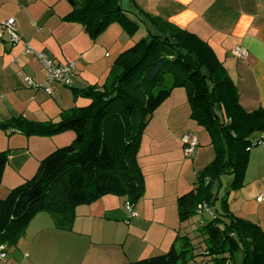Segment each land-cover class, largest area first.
I'll list each match as a JSON object with an SVG mask.
<instances>
[{"label":"crops","instance_id":"crops-1","mask_svg":"<svg viewBox=\"0 0 264 264\" xmlns=\"http://www.w3.org/2000/svg\"><path fill=\"white\" fill-rule=\"evenodd\" d=\"M122 2L126 11L135 14L138 8L205 42L225 68L240 106L247 112L264 110V0ZM70 12L67 0H0V153L8 155L0 199L31 179L41 160L74 139L71 132L27 137L1 125L17 118L58 122L63 111L87 106L90 101L74 91L102 86L111 52L116 58L132 46V40L124 39L119 46L117 41L106 45L107 34L92 42L81 25L63 20ZM8 19L15 21L14 45L3 27ZM25 44L31 52H25ZM105 46H113L110 53H104ZM235 49L245 55L234 56ZM35 54L55 65L74 63L70 85L51 83L47 94L46 70ZM189 114L185 91L175 88L145 128L137 156L145 192L134 205L137 217L125 212L124 199L111 195L75 208L70 231L56 228L51 214L39 213L17 244L6 247L0 264H128L165 253L182 231L188 236L195 230L194 219L179 222L176 200L194 188L196 173L214 157L208 134ZM185 134L198 141L193 157L183 151ZM230 183L223 196L229 211L264 233V201H256L264 195V142L250 151L242 187L230 192ZM213 207L210 215L215 217L221 209Z\"/></svg>","mask_w":264,"mask_h":264},{"label":"trees","instance_id":"trees-1","mask_svg":"<svg viewBox=\"0 0 264 264\" xmlns=\"http://www.w3.org/2000/svg\"><path fill=\"white\" fill-rule=\"evenodd\" d=\"M67 2L71 12L63 20L81 25L92 42L114 22L130 35L142 22L147 35L115 58L102 86L74 91L90 101L87 106L63 111L58 122L17 118L1 125L27 137L71 132L74 139L41 160L31 179L0 199V260L39 213L51 214L56 228L70 231L75 208L104 196L122 198L123 208L129 202L134 210L145 192L137 161L144 130L175 88L184 89L190 119L208 134L214 152L213 160L196 173L194 188L176 200L180 223L211 214L208 208L216 198L212 186L221 176L232 177L228 191L240 189L251 149L264 142V110L247 112L240 106L225 68L205 42L138 8L131 15L136 21L131 20L119 0ZM167 75L172 76L170 84ZM184 136L191 135H183L181 143ZM182 146L194 156L195 148L186 153L187 145ZM7 160L1 152L0 185ZM221 204V213L196 229L204 236L201 254L194 253L189 236H177L168 252L128 264H189L198 255L210 264H264V233L235 217L225 197Z\"/></svg>","mask_w":264,"mask_h":264},{"label":"rangeland","instance_id":"rangeland-1","mask_svg":"<svg viewBox=\"0 0 264 264\" xmlns=\"http://www.w3.org/2000/svg\"><path fill=\"white\" fill-rule=\"evenodd\" d=\"M119 2H120V4L121 3L123 4L122 5V10L126 12L125 3H123L122 0H119ZM127 13L129 14L128 17L131 18V20H133L135 18L134 16H131L132 15L131 11H127ZM134 20L136 21V18ZM139 25L141 27H138L136 29V32L133 35H130V34H128L127 32H125L122 29V27H121V25L119 23L114 22V23L110 24V26L107 27V29L100 36H103L104 34H107L103 38V41L105 42L106 45H110L111 41L115 44V42L117 41V45L119 46V45H121L120 39H124V40H132V46H133L134 42L137 39L139 40L142 37L147 35V26L144 25V23H142V22L139 23ZM112 47L113 46H111V47L110 46H105L104 53H106V52L110 53L111 52L110 48H112ZM115 56H116V53L113 54L111 52V57L108 59V62H109L108 64H110V63L112 64L113 63V61L115 60ZM106 79H107V77L105 78V80ZM171 81H172V76L171 75H167L166 76V84H170ZM231 180H232V177L230 175H223V176L220 177V181L216 182L214 196L215 195L217 196V194H218V199H217V201L214 202V204H215V207L218 208L219 210L221 209V207H220L221 200H222L223 196L225 195L227 185L230 183ZM210 209H211V213H212V210H213V212L215 210L213 206H211ZM195 217L196 216H194L192 218V219H194L193 223H192V226H194L195 230L188 231V233H189L188 236H189V238L192 239V244L195 246L194 253L197 255V254H201V251H202L201 249L204 247V243H203L204 236L202 235V233L199 230L197 231L196 229H199L200 224H202L203 222L204 223L205 222H209L212 218H214V216H211L209 213L205 212L202 216L197 215V217L196 218ZM200 217H203L202 221H201L202 218L200 219ZM192 219L189 220L190 223H191ZM180 234L183 236V235H185V232L182 231ZM166 252H168V251H166ZM195 259L197 260V262L193 261V262H190L189 264H210L209 262L204 261L205 258L201 257V255L196 256Z\"/></svg>","mask_w":264,"mask_h":264},{"label":"built area","instance_id":"built-area-1","mask_svg":"<svg viewBox=\"0 0 264 264\" xmlns=\"http://www.w3.org/2000/svg\"><path fill=\"white\" fill-rule=\"evenodd\" d=\"M3 27L7 30L10 41L12 44L18 43L17 35L15 34V21L14 19H8L3 23ZM25 52H31V49L28 47V45H25ZM233 55L236 57H243L245 55L244 50L242 49H235L233 51ZM36 58L41 59L42 64L46 70V78H45V85H44V91L47 94H50L51 91L48 88L49 84L51 83H59L64 86L70 85V78L72 75V70L74 68V63H69L66 65H55L48 59H46L43 55L35 54ZM107 56V55H106ZM30 84V82H28ZM182 143L184 145H187L186 153H191L192 150L197 145L196 139L191 136H184L182 138ZM256 201L258 203L264 201V195H260L257 197ZM124 210L130 217H135L136 212L133 210L132 205L129 202H126L124 204ZM4 246H0V259L4 257Z\"/></svg>","mask_w":264,"mask_h":264}]
</instances>
